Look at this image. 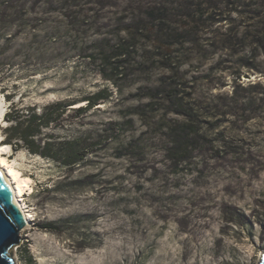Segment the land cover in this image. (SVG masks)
<instances>
[{
  "label": "rangeland",
  "instance_id": "1",
  "mask_svg": "<svg viewBox=\"0 0 264 264\" xmlns=\"http://www.w3.org/2000/svg\"><path fill=\"white\" fill-rule=\"evenodd\" d=\"M59 101L43 135L80 165L2 142L12 106ZM0 110L31 181L17 264L260 263L264 0H0Z\"/></svg>",
  "mask_w": 264,
  "mask_h": 264
},
{
  "label": "trees",
  "instance_id": "2",
  "mask_svg": "<svg viewBox=\"0 0 264 264\" xmlns=\"http://www.w3.org/2000/svg\"><path fill=\"white\" fill-rule=\"evenodd\" d=\"M107 98L102 93H98L88 99L89 106L74 110L80 116ZM70 106L73 104L59 101L45 106L40 112L36 111V107L20 109L18 106H12L5 116L9 124L4 130L5 138L2 142L12 145L16 151L26 149L31 154L55 160L63 164L64 168L80 165L90 153L81 138L62 139L53 135H43L44 130L58 126V122L71 109Z\"/></svg>",
  "mask_w": 264,
  "mask_h": 264
},
{
  "label": "water",
  "instance_id": "3",
  "mask_svg": "<svg viewBox=\"0 0 264 264\" xmlns=\"http://www.w3.org/2000/svg\"><path fill=\"white\" fill-rule=\"evenodd\" d=\"M26 226L22 211L15 205L11 189L0 171V264H17L13 249L21 243ZM264 264V254L260 263Z\"/></svg>",
  "mask_w": 264,
  "mask_h": 264
},
{
  "label": "bare ground",
  "instance_id": "4",
  "mask_svg": "<svg viewBox=\"0 0 264 264\" xmlns=\"http://www.w3.org/2000/svg\"><path fill=\"white\" fill-rule=\"evenodd\" d=\"M3 111V110H2ZM0 110V123L2 122L3 112ZM9 149L8 145L1 144L0 146V171L4 175L14 198L15 205L22 211L24 218L26 220L27 227L31 221V215L26 211L25 206L20 201L22 194L27 188L28 184L31 182L29 178L21 176L20 172L15 170L13 167L9 166L7 157H5L4 151ZM9 166V167H8ZM7 167V168H6ZM23 230V229H22ZM21 230V232H22Z\"/></svg>",
  "mask_w": 264,
  "mask_h": 264
}]
</instances>
